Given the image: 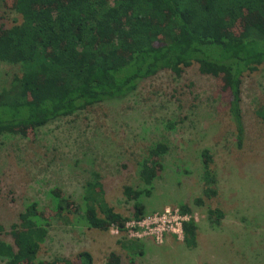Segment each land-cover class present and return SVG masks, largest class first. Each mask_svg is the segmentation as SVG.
<instances>
[{
    "label": "rangeland",
    "instance_id": "obj_1",
    "mask_svg": "<svg viewBox=\"0 0 264 264\" xmlns=\"http://www.w3.org/2000/svg\"><path fill=\"white\" fill-rule=\"evenodd\" d=\"M7 26L15 13L2 6ZM18 64L0 61V91L15 75ZM220 79L202 75L197 65L180 76L161 71L141 81L125 97L104 101L88 109L56 119L27 134L0 135V223L8 228L29 203L39 209L53 208V189L84 204L87 182L98 181L96 207L111 206L123 216L132 214L133 200L125 187H143L139 163L146 149L166 143L163 169L150 197H142L146 216L188 204L197 222L195 247L182 235L129 232L91 228L78 214L52 219L37 261L70 257L81 250L93 255V264H107L111 252L120 264H264V66L245 73L241 110L244 134L239 145L229 112L228 91ZM207 148L214 157L218 194L203 205L202 161ZM224 212L212 225L208 209ZM0 240L13 243L11 235ZM127 241L124 248L121 242ZM6 262L0 259V264Z\"/></svg>",
    "mask_w": 264,
    "mask_h": 264
},
{
    "label": "trees",
    "instance_id": "obj_2",
    "mask_svg": "<svg viewBox=\"0 0 264 264\" xmlns=\"http://www.w3.org/2000/svg\"><path fill=\"white\" fill-rule=\"evenodd\" d=\"M15 13L7 26L0 15V61L18 64L7 87L0 91V135L27 134L56 119L71 116L104 101L132 93L138 84L161 71L180 76L197 65L199 73L219 78L228 91L229 112L238 144L244 134L241 110L243 75L264 66V0H2ZM259 115L264 120V105ZM166 143L146 149L139 163L143 187H125L133 200L126 217L113 207H96L98 181L87 182L84 204L53 189V208L29 203L8 228L13 243L0 240V259L5 264H93L88 250L70 257L37 261L52 219L68 214L84 217L91 228L106 231L146 216L142 197H150L163 169ZM201 196L203 205L218 194L214 157L204 148ZM98 188V190H96ZM188 219L182 222L183 241L195 247L198 225L188 204L179 206ZM210 224L219 225L224 212L209 208ZM127 241L121 242L126 248ZM111 252L107 264H120Z\"/></svg>",
    "mask_w": 264,
    "mask_h": 264
},
{
    "label": "built area",
    "instance_id": "obj_3",
    "mask_svg": "<svg viewBox=\"0 0 264 264\" xmlns=\"http://www.w3.org/2000/svg\"><path fill=\"white\" fill-rule=\"evenodd\" d=\"M187 215H182L179 208H165L162 212H156L152 215H147L139 221L130 220L125 224L126 232H129L131 237H140V233H148L160 239L163 233H175L182 235V222L187 220ZM115 232L119 229L114 227Z\"/></svg>",
    "mask_w": 264,
    "mask_h": 264
}]
</instances>
